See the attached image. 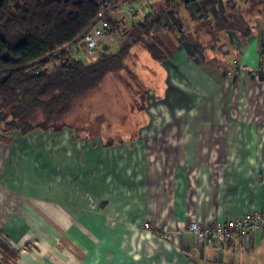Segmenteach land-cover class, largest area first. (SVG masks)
I'll return each instance as SVG.
<instances>
[{"label":"crops","instance_id":"obj_1","mask_svg":"<svg viewBox=\"0 0 264 264\" xmlns=\"http://www.w3.org/2000/svg\"><path fill=\"white\" fill-rule=\"evenodd\" d=\"M117 1L136 21L165 9L175 46L164 103L151 107L143 128L142 175L133 172L141 184L109 186L108 159L81 154L68 131L2 132L0 241L17 252L15 264H264V228L249 243L222 245L187 229L264 209V0H232L235 8L175 0L172 11L167 0ZM201 20L237 26L213 28L210 39ZM113 42L107 35L102 46ZM136 51L160 69L140 44ZM145 222L150 232L140 231Z\"/></svg>","mask_w":264,"mask_h":264},{"label":"trees","instance_id":"obj_2","mask_svg":"<svg viewBox=\"0 0 264 264\" xmlns=\"http://www.w3.org/2000/svg\"><path fill=\"white\" fill-rule=\"evenodd\" d=\"M119 2L0 0V125L4 133L17 131L27 136L36 129L59 132L60 127L49 121L62 117L76 98L97 88L108 74L126 69L131 49L137 44L160 63L174 56L175 46L165 32L167 13L163 9L126 24L108 17L107 34L122 38L118 50L112 51L108 43L106 49L99 47L92 61L78 57L73 50L84 49L83 34L95 23L101 7L108 9ZM166 3L167 10H174L171 7L175 8V0ZM227 4L235 8L232 0ZM173 14L177 21L178 13ZM200 23L210 39L218 35H212L213 28L228 30L237 26L228 20ZM38 110L46 118L33 124ZM0 251L4 264H15L17 252L2 241Z\"/></svg>","mask_w":264,"mask_h":264},{"label":"rangeland","instance_id":"obj_3","mask_svg":"<svg viewBox=\"0 0 264 264\" xmlns=\"http://www.w3.org/2000/svg\"><path fill=\"white\" fill-rule=\"evenodd\" d=\"M118 6L119 3L111 6L112 12L108 17L122 20L125 24L129 23ZM172 19L169 20V23L176 24L173 16ZM112 38L114 42L111 43L113 46L111 50L116 51L122 43V38L119 35H112ZM164 39H166L165 36ZM99 49L94 55L83 53V58L86 61L94 60ZM138 54L137 51L136 54H132L126 69L108 74L97 88L76 98L71 109L62 117L51 119L49 124L60 127L59 132L41 129L32 132L55 134L68 131L72 133L74 141L80 144L78 147L82 149L81 154L100 153L98 155L108 159L107 171L110 173L107 178L108 184L118 189L122 187L136 188L141 184L137 174H133V172L139 171L142 175L145 157L142 150L147 147L144 146L147 132L143 128L152 120V115L149 112L151 107H162L164 103L163 93L166 89L164 73L169 81L166 83L170 87L169 75L173 74L175 68L169 59L161 63L158 70V67L154 65L155 62L152 63L148 60L147 54L142 55L140 59ZM187 84L188 88H190V84L195 85L194 83ZM35 115L33 124L43 122L46 118V114L42 110H38ZM2 132L3 129L0 125V135ZM13 132L16 131L1 136L10 138ZM142 227L140 231L150 232L152 225L145 222ZM162 229L164 230L165 227ZM163 238L167 240L166 237L163 236ZM156 250L162 251V245H158ZM174 252L176 253V251L172 252V258H174Z\"/></svg>","mask_w":264,"mask_h":264},{"label":"built area","instance_id":"obj_4","mask_svg":"<svg viewBox=\"0 0 264 264\" xmlns=\"http://www.w3.org/2000/svg\"><path fill=\"white\" fill-rule=\"evenodd\" d=\"M111 12L110 8L103 9L101 7V12L95 20V23L83 34L82 42L84 43V51L81 49L73 50L78 57L81 58L83 53L94 55L97 49L103 44L104 39L108 35V16ZM122 13H124L129 23L136 21V13H134L133 8L123 10ZM261 51H264V48ZM234 64L237 67L239 66L237 60L234 61ZM258 69L264 71V58ZM237 70H235V73ZM232 74L233 71L228 72L229 76ZM262 228H264V209L248 212L237 219L226 222L201 224L199 221H192L187 227L189 232L196 235L199 242L218 243L220 245L228 243L235 237H241L246 243H249L254 233ZM0 259H2L1 252Z\"/></svg>","mask_w":264,"mask_h":264},{"label":"water","instance_id":"obj_5","mask_svg":"<svg viewBox=\"0 0 264 264\" xmlns=\"http://www.w3.org/2000/svg\"><path fill=\"white\" fill-rule=\"evenodd\" d=\"M186 2H190V1H193V0H185Z\"/></svg>","mask_w":264,"mask_h":264}]
</instances>
